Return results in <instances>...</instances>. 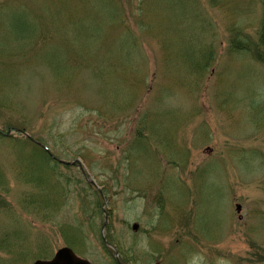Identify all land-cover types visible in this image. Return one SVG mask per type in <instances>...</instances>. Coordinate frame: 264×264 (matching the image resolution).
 <instances>
[{
	"label": "rangeland",
	"instance_id": "1",
	"mask_svg": "<svg viewBox=\"0 0 264 264\" xmlns=\"http://www.w3.org/2000/svg\"><path fill=\"white\" fill-rule=\"evenodd\" d=\"M109 1L0 0V264H264L263 0Z\"/></svg>",
	"mask_w": 264,
	"mask_h": 264
},
{
	"label": "trees",
	"instance_id": "2",
	"mask_svg": "<svg viewBox=\"0 0 264 264\" xmlns=\"http://www.w3.org/2000/svg\"><path fill=\"white\" fill-rule=\"evenodd\" d=\"M88 2L90 4L91 3L96 4L95 10L99 9L97 16L102 17L104 15L105 18H113L112 15H110L106 12V11H108L107 9H109V7L111 6V1H109V0H88ZM263 4H264V0H263ZM12 17H18L16 20V24L14 23V26L12 29L13 30L12 34H33V33H35V27L32 24V21L29 20L27 15H25L24 13H15V15H13ZM22 17H24V19ZM233 31H234V34H236V35L242 34L241 30L238 29L237 27L233 28ZM101 32H102V27L98 23L95 24V23H91V22L82 24L80 26V30L77 31L78 34H101ZM258 33H259L258 35L260 36L259 39H260L262 45H264V17L261 21V25H260ZM243 39L246 40L245 38H243ZM244 40L241 42L242 43L241 48H240V46H237V45L234 48L245 49L248 42H247V40L246 41H244ZM209 59H211V58L209 57V58L205 59L206 64L209 63ZM32 160L38 162L39 164L44 163L48 166L51 165L50 163L52 161L50 153L46 149L39 148V147L34 149V156L32 157ZM42 204L45 206L44 203H42ZM46 206H48V205H46ZM37 208H41V204H40V206H37Z\"/></svg>",
	"mask_w": 264,
	"mask_h": 264
},
{
	"label": "water",
	"instance_id": "3",
	"mask_svg": "<svg viewBox=\"0 0 264 264\" xmlns=\"http://www.w3.org/2000/svg\"><path fill=\"white\" fill-rule=\"evenodd\" d=\"M12 130L9 131V134ZM83 170L82 165L80 166ZM237 210H242L241 205H237ZM137 228V227H136ZM34 264H92L86 259H83L75 254V252L69 248L64 247L60 249L51 260H37Z\"/></svg>",
	"mask_w": 264,
	"mask_h": 264
}]
</instances>
